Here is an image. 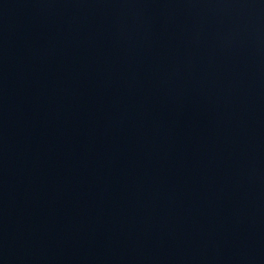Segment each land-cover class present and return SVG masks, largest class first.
Here are the masks:
<instances>
[{
    "label": "water",
    "instance_id": "1",
    "mask_svg": "<svg viewBox=\"0 0 264 264\" xmlns=\"http://www.w3.org/2000/svg\"><path fill=\"white\" fill-rule=\"evenodd\" d=\"M0 264H264V0H0Z\"/></svg>",
    "mask_w": 264,
    "mask_h": 264
}]
</instances>
